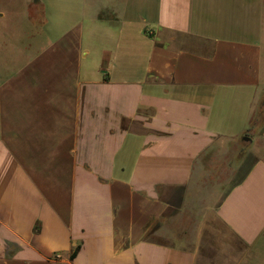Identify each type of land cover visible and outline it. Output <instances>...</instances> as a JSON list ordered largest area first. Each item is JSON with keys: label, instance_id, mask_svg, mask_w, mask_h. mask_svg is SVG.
<instances>
[{"label": "crops", "instance_id": "0c3cea01", "mask_svg": "<svg viewBox=\"0 0 264 264\" xmlns=\"http://www.w3.org/2000/svg\"><path fill=\"white\" fill-rule=\"evenodd\" d=\"M28 3L0 7V264H264V0Z\"/></svg>", "mask_w": 264, "mask_h": 264}, {"label": "rangeland", "instance_id": "374dc122", "mask_svg": "<svg viewBox=\"0 0 264 264\" xmlns=\"http://www.w3.org/2000/svg\"><path fill=\"white\" fill-rule=\"evenodd\" d=\"M29 1H32V0H0V7H2L3 9H6L10 12L9 15H13L15 14V11L16 10H22L24 11V14H27L28 11H27V8H28V5L29 4L28 2ZM35 1V0H34ZM43 1V4H39V8L36 9V13H39L40 12V7H42V5H45V6H48V7H54L55 5L59 6L60 4H67V3H72V4H77L79 5L80 4V0H42ZM52 12V14H56L55 12L56 9L53 8L52 10H49ZM250 135H253V134H250ZM245 150H252L254 149V144H245V146H243ZM252 161V157L250 155L249 157V164L251 163ZM236 174V172H234V175ZM186 218H185V217ZM182 216L180 219L178 220H173V221H169V229L171 230L172 228H176V227H182L183 224L186 222V229H184L182 227V230H185L187 232H192V227L193 225L196 223L195 221L196 220H193V218L190 216V215H184ZM195 219V218H194ZM184 225V226H185Z\"/></svg>", "mask_w": 264, "mask_h": 264}, {"label": "trees", "instance_id": "16d2710c", "mask_svg": "<svg viewBox=\"0 0 264 264\" xmlns=\"http://www.w3.org/2000/svg\"><path fill=\"white\" fill-rule=\"evenodd\" d=\"M75 253H76V252H74V254H73L72 256H74V255H75Z\"/></svg>", "mask_w": 264, "mask_h": 264}]
</instances>
